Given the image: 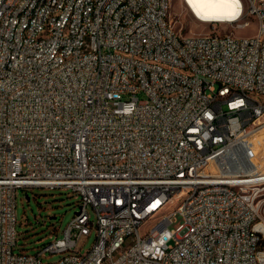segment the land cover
<instances>
[{
    "label": "built area",
    "instance_id": "2783aa9c",
    "mask_svg": "<svg viewBox=\"0 0 264 264\" xmlns=\"http://www.w3.org/2000/svg\"><path fill=\"white\" fill-rule=\"evenodd\" d=\"M171 1L0 0V264H264V0L251 38L187 36ZM32 188L80 199L33 255Z\"/></svg>",
    "mask_w": 264,
    "mask_h": 264
},
{
    "label": "rangeland",
    "instance_id": "374dc122",
    "mask_svg": "<svg viewBox=\"0 0 264 264\" xmlns=\"http://www.w3.org/2000/svg\"><path fill=\"white\" fill-rule=\"evenodd\" d=\"M248 10L242 21L247 20ZM171 16L175 19L176 27L183 29L187 36L205 34H228L238 38H251L258 34L260 26L255 20L250 19V25L246 28L237 27L238 23L209 24L199 22L184 5L182 0L171 1ZM141 99L145 97L140 96ZM29 197V199H27ZM79 197L68 189H42L32 188L19 190L17 195V250L25 247L28 254H36L37 249L44 243H48L55 237H62L64 230L78 212ZM91 221H95L91 211ZM260 220L264 223V193L260 197ZM183 219L176 218L171 229L177 228ZM96 227H93L90 237L82 239L78 243V249L82 254L91 250L96 241ZM63 255L52 256L47 254L43 262L53 263L60 260Z\"/></svg>",
    "mask_w": 264,
    "mask_h": 264
},
{
    "label": "bare ground",
    "instance_id": "6f19581e",
    "mask_svg": "<svg viewBox=\"0 0 264 264\" xmlns=\"http://www.w3.org/2000/svg\"><path fill=\"white\" fill-rule=\"evenodd\" d=\"M196 20L203 23L238 22L243 12L242 0H182ZM264 229V223L262 224Z\"/></svg>",
    "mask_w": 264,
    "mask_h": 264
},
{
    "label": "water",
    "instance_id": "95a60500",
    "mask_svg": "<svg viewBox=\"0 0 264 264\" xmlns=\"http://www.w3.org/2000/svg\"><path fill=\"white\" fill-rule=\"evenodd\" d=\"M27 199H29V197H27Z\"/></svg>",
    "mask_w": 264,
    "mask_h": 264
}]
</instances>
